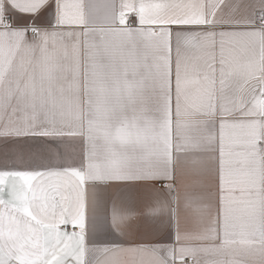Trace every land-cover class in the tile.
<instances>
[{
	"label": "crops",
	"instance_id": "1",
	"mask_svg": "<svg viewBox=\"0 0 264 264\" xmlns=\"http://www.w3.org/2000/svg\"><path fill=\"white\" fill-rule=\"evenodd\" d=\"M0 264H264V0H0Z\"/></svg>",
	"mask_w": 264,
	"mask_h": 264
},
{
	"label": "built area",
	"instance_id": "2",
	"mask_svg": "<svg viewBox=\"0 0 264 264\" xmlns=\"http://www.w3.org/2000/svg\"><path fill=\"white\" fill-rule=\"evenodd\" d=\"M128 23H131V20H128ZM160 184H161V183H157V185H159V186H160Z\"/></svg>",
	"mask_w": 264,
	"mask_h": 264
}]
</instances>
